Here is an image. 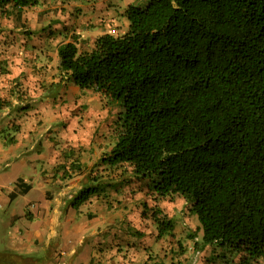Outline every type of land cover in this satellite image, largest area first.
<instances>
[{
  "label": "trees",
  "instance_id": "trees-1",
  "mask_svg": "<svg viewBox=\"0 0 264 264\" xmlns=\"http://www.w3.org/2000/svg\"><path fill=\"white\" fill-rule=\"evenodd\" d=\"M39 3L0 0V9L21 17ZM125 16L123 34L104 32L90 50L75 39L58 46L69 80L123 108L103 163H129L156 194L190 201L205 244L264 256V0H147ZM99 188L82 187L70 205ZM152 218L158 236L174 228L160 208Z\"/></svg>",
  "mask_w": 264,
  "mask_h": 264
},
{
  "label": "rangeland",
  "instance_id": "rangeland-1",
  "mask_svg": "<svg viewBox=\"0 0 264 264\" xmlns=\"http://www.w3.org/2000/svg\"><path fill=\"white\" fill-rule=\"evenodd\" d=\"M146 2L147 0H40V6H28L23 9L21 17L16 16V9L11 6L0 9V89L8 87L9 90L6 96L0 98V132L3 133L0 135V148H9L13 141H17L15 133L21 126L17 122L6 124L7 112L16 110L15 114L8 115V119L16 120L31 105L34 107L30 113L32 118L29 119L28 128L25 127L24 132L36 134L33 135V143L29 144V149L36 153L46 148L42 133L52 122V120L47 122L45 117V113L48 114L52 106L56 109L53 111L54 114L63 115L66 126L74 119L76 127L79 128L77 130L81 143L79 151H84L82 149L85 148V143L89 145L87 149L96 151L85 164L79 159L74 160L73 166H76V169L73 170L71 166L66 168L71 175L63 178L66 181L82 174L79 180H88L87 185L100 187L99 192L92 195L80 211L83 213V216L81 215L83 222L74 219L73 222L66 223L65 231L95 229L148 231L152 234L157 231V238L163 243L161 249L157 251L146 244L144 249L145 256L148 257L146 264H163L165 260L169 261L168 264H239L244 258L249 264H264V256L248 258L243 251L205 244L198 217L192 211L190 201L182 195L169 194L162 197L156 194L149 188L150 179L136 176L129 163L114 166L104 164L102 158L110 152L120 132L118 117L123 108L101 92L87 88L82 90L59 68L57 51L60 43L75 39L79 51L90 50L98 35L106 31L119 35L127 30L128 18L124 16L123 10L129 4L144 5ZM43 8L44 11L41 12ZM86 24L95 26L83 31L84 35L77 34L78 29H82L81 26L84 27ZM73 83L80 89L78 94L68 98L61 95L58 88L64 85L70 89ZM11 94L17 99L16 102L11 100ZM46 98L47 103L44 101ZM72 98L77 101L65 104V100ZM51 128L49 125V131ZM10 129L12 132H9ZM94 144H100V147H95ZM68 152L69 150L66 153ZM20 161L19 157L15 160L13 158L9 165L1 164L3 167L0 175L4 178L2 180L5 186L10 187L9 182L17 176L29 174L30 167L22 166ZM57 174L58 172L54 173V178L50 182L51 187L54 186ZM36 188L35 185L28 196L20 195L9 209L21 211L25 208L23 205L26 200L38 199L40 192ZM6 191L7 189H4V193ZM59 191L53 187L52 191L49 190L48 197L54 196L58 199L62 196V191ZM70 192L75 193V190L72 189ZM72 197L68 194L65 196L66 208L70 206ZM0 202L2 205L5 204L2 197ZM5 206L0 208V214ZM54 206L55 204H52V207ZM155 208H160L163 214L174 220L171 232L158 236L159 231L152 218V211ZM76 216H79V211ZM8 227L6 222L0 224V235L7 231ZM141 235L144 233L137 234L138 237ZM149 236V240H152L153 235ZM35 254L36 256L28 255L34 259L33 264H48L44 249L38 248ZM124 255L129 261L134 258L132 253Z\"/></svg>",
  "mask_w": 264,
  "mask_h": 264
},
{
  "label": "crops",
  "instance_id": "crops-1",
  "mask_svg": "<svg viewBox=\"0 0 264 264\" xmlns=\"http://www.w3.org/2000/svg\"><path fill=\"white\" fill-rule=\"evenodd\" d=\"M37 6H40V4ZM25 8L27 7L23 9ZM125 10L126 9H124L123 12H125ZM42 11H44V8L41 9V12ZM126 22L128 27L129 21L126 20ZM93 26H95V24H86L84 27L81 26L82 29H78L79 31L77 34H83V31L90 30ZM57 58H59L58 51ZM58 89L61 95L67 98L69 96L73 97L74 94H78L77 92L80 90L74 83L70 89L65 88L64 85ZM8 91V87L0 89V98L6 96ZM38 94L39 92L37 95ZM11 98L13 102L17 101L13 94H11ZM44 101L47 103V98ZM76 101L77 99L75 98L67 99L65 100V104L75 103ZM33 109L34 107L31 105L29 109L21 116L17 117L16 120L8 119V115H10V113L15 114L16 110L8 111L6 115V124L17 122L21 126L15 133V139L17 138V141H13L14 143L10 145L9 148H0V172L2 171L1 167H3L1 164L4 163L9 165L13 158L15 160L19 157L21 158L20 164L30 167V172L26 176H17L14 180L9 182L10 187L4 185V181L2 180L4 178L0 175V197H2V201H5L4 205L0 202V208L6 205L5 209L0 214V224L6 222V224L9 225L8 230L0 235L1 264H33L34 259L28 255L31 254L36 256L35 251L38 248H42L46 251L48 264H119V262L120 264H146V259L148 258L145 256L144 250L146 244L147 246H151V249L155 251L161 249V244L163 242L157 238V231L153 234L148 231H96L95 229H91V231H65L66 223L73 222L74 219L83 222L81 218L83 213H80V211L84 208V203L87 202L85 201L78 208L73 210L71 205L66 208L67 201H65V196L67 194L69 197L75 196V193L77 194L82 187L87 185L88 180L82 181L80 179V181L78 178L83 175L79 174L65 181L61 175L66 168L70 167L71 164L75 162L74 160L79 159L85 164L91 159L90 155L92 153L96 154V151L94 152L87 149L89 146L87 143H85V148L82 149L84 151H79L81 144L78 139L79 134H77L79 128L76 127L74 119H71V123H68L66 126L63 115L54 114L53 111H56V109L52 106H50L52 112L49 111L47 112L48 114L45 113L47 122L52 120L50 124L48 123L52 128L49 131L48 125L47 128H44L45 134L42 133L44 136L43 144L47 146L41 152L35 153L30 151L29 144L32 145L33 135L36 133H26L24 130L25 127L28 128L29 119L32 118L30 113ZM51 113H53L52 117H50ZM46 131H49V133ZM9 132H12L11 129ZM0 135L2 136L3 133L0 132ZM94 146L100 147V144H94ZM67 150H69L68 154L66 153ZM56 168L60 170L57 171ZM56 172H58V174L55 182H53V187L56 189L58 188V191L60 189L59 192L62 191V196L58 199L54 196L53 198L48 197L49 190L52 191L53 189V187L50 186V182H52L54 173ZM19 177L22 178L23 181L21 186H30L27 192H23L18 185ZM35 185L37 191L40 192L38 199L26 200L23 205L25 208L21 211L14 208L9 209L13 201L20 195L24 197L28 196ZM65 188L68 189L66 190ZM4 189H7L6 193H4ZM72 189L75 190V193L70 192ZM11 192L16 193L14 198L10 196ZM52 204H55V206L52 207ZM76 210L79 211V216H76ZM78 220L77 224H79ZM139 233H144V235L138 237L137 234ZM149 234L153 235L152 240H149ZM121 238L125 241L123 242ZM1 245L3 248H1ZM124 253H132L134 258L136 254L137 258H135V260H133V258L129 261V258H125L126 256ZM95 254L97 256H95ZM164 262L163 264L169 263L167 260Z\"/></svg>",
  "mask_w": 264,
  "mask_h": 264
}]
</instances>
